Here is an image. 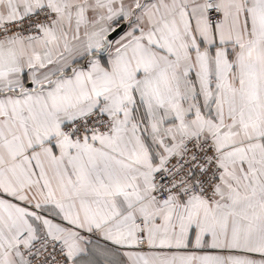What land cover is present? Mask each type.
I'll return each instance as SVG.
<instances>
[{
  "label": "snow or ice",
  "instance_id": "snow-or-ice-1",
  "mask_svg": "<svg viewBox=\"0 0 264 264\" xmlns=\"http://www.w3.org/2000/svg\"><path fill=\"white\" fill-rule=\"evenodd\" d=\"M0 264H264V0H0Z\"/></svg>",
  "mask_w": 264,
  "mask_h": 264
}]
</instances>
